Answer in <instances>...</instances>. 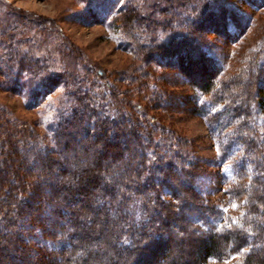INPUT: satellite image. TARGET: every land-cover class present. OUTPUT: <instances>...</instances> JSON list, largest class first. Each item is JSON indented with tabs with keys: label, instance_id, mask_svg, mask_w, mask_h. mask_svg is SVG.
<instances>
[{
	"label": "trees",
	"instance_id": "16d2710c",
	"mask_svg": "<svg viewBox=\"0 0 264 264\" xmlns=\"http://www.w3.org/2000/svg\"><path fill=\"white\" fill-rule=\"evenodd\" d=\"M162 1L165 12L156 0L148 12L138 0L112 4L107 24L121 48L140 56L139 81L126 75L138 81L133 90L148 85L151 68H174L195 91L192 109L231 169L228 186L203 195L205 162L148 113L155 96L132 103L131 88L119 97L107 81L58 74L5 47L1 73L28 108L59 86L65 102L42 134L0 115V255L9 258L0 264H68L76 255L73 264H264V36L224 68L204 31L239 32L245 22L234 2Z\"/></svg>",
	"mask_w": 264,
	"mask_h": 264
},
{
	"label": "rangeland",
	"instance_id": "374dc122",
	"mask_svg": "<svg viewBox=\"0 0 264 264\" xmlns=\"http://www.w3.org/2000/svg\"><path fill=\"white\" fill-rule=\"evenodd\" d=\"M138 1L142 3L141 9L145 12L150 11L152 2L155 3V0ZM232 1L245 22H242L241 30L226 34V27L220 26L222 30L204 31V39L215 45L216 59L224 68L234 64L236 56H244L249 50H253L264 36V5L250 4L249 0ZM123 2L125 0H0V53L5 47H10L15 53L24 54L28 60L32 57L39 58L58 74L69 72L74 76L85 77V81L88 77L98 78L99 82L107 81L109 87L117 86L119 97H123L124 89L131 88L129 94L132 103L137 101L145 106V99L150 96L149 100L152 101L151 95L155 96L159 105H155L148 113L154 114L156 121L163 122L173 130V135L184 141L185 146L205 162L204 168L208 174L198 182L203 195H221L228 186L231 169L228 163L219 161L218 149L204 120L192 109L196 101V98L192 100V97H197L195 91L181 81L180 74L174 68L168 69L167 72L166 69L151 68L154 76L147 80L148 85L145 88L139 87L138 90L132 89L139 81L138 66L142 64L140 56L121 48L120 33L107 24L110 18L109 7L112 4L119 7ZM156 2L157 8L165 12L166 3L162 0ZM161 12L157 13L159 17ZM236 34L239 36L234 39ZM238 64L242 65L243 60ZM1 69L0 115L7 114L14 122L23 126L30 125L41 134L44 133L46 123L55 116L56 107L65 102L64 88H55L46 95L42 105L28 108L24 98L14 90L10 78L2 75L1 72L6 70L5 66L2 65ZM99 71L101 76L95 73ZM134 74L137 75L138 81L126 77ZM158 74H163L164 79H158ZM166 77L168 78L165 79ZM86 83H89V80ZM161 89L166 92L162 93ZM200 98L203 101L207 96ZM125 107L133 111L132 107ZM155 113L162 114L163 120L158 119ZM261 115L264 122V113ZM72 203L76 205L78 201ZM59 219L63 225H68L69 221L64 217ZM90 248H93L95 253L99 252V245ZM177 250L178 245L172 244L169 256H175ZM0 257L4 261L9 259L6 254H1ZM77 258L78 255L74 256L68 264H73ZM235 261L236 258L208 260L206 264H233Z\"/></svg>",
	"mask_w": 264,
	"mask_h": 264
},
{
	"label": "snow or ice",
	"instance_id": "6c2138e0",
	"mask_svg": "<svg viewBox=\"0 0 264 264\" xmlns=\"http://www.w3.org/2000/svg\"><path fill=\"white\" fill-rule=\"evenodd\" d=\"M232 207H237V205L233 204ZM233 222H235V221H233ZM229 226H230V225H229ZM245 251H246V250H245Z\"/></svg>",
	"mask_w": 264,
	"mask_h": 264
}]
</instances>
